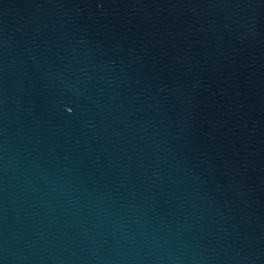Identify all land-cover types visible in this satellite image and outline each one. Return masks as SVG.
Instances as JSON below:
<instances>
[{"label": "water", "instance_id": "obj_1", "mask_svg": "<svg viewBox=\"0 0 264 264\" xmlns=\"http://www.w3.org/2000/svg\"><path fill=\"white\" fill-rule=\"evenodd\" d=\"M0 264H264V0H0Z\"/></svg>", "mask_w": 264, "mask_h": 264}]
</instances>
